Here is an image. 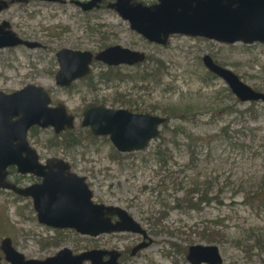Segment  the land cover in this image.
<instances>
[{
  "label": "rangeland",
  "instance_id": "374dc122",
  "mask_svg": "<svg viewBox=\"0 0 264 264\" xmlns=\"http://www.w3.org/2000/svg\"><path fill=\"white\" fill-rule=\"evenodd\" d=\"M90 15H84L73 6L57 4H49V10L39 9L36 19L33 20L20 13V18L15 24L27 26L24 32L31 33L32 41L41 43L44 48L0 51V90L13 92L26 83L49 87L55 100L66 103L74 113L97 97L113 102V97L124 90L131 92L134 99L145 101L148 114L166 117L165 109L168 114L170 109L186 111V121L170 120L171 128L182 123L183 125H180L184 129V132L178 135L176 144L172 143L174 136L169 138L168 146L175 160L173 169L180 173L179 179L184 181L185 190L191 189L195 181L213 179L215 188L210 194L219 196L218 200H214L210 206L204 205L203 210L198 212L175 208V192L171 185L167 193L168 198L163 197L165 193L159 197L158 190L152 191L157 189L161 175L157 176V168L149 163L147 155L160 143L159 140L155 139L147 151L137 157L139 159L134 156L125 158L121 165L111 163L112 147L109 143L101 141L95 143L84 140L82 145L73 149L49 147V156L66 158L76 163V170L88 176L96 201L126 209L151 231L155 243L149 250L144 251L143 257L136 260L135 264H190L186 258L187 253H177V248L174 247L175 245L178 249H188L187 235L180 232H176L174 236L157 235L153 232V227L148 221L149 215L151 212L155 214L154 210L163 209L168 212L164 225L174 231L189 233L190 228L196 224L219 219L220 225L227 227L225 229L228 242L219 245L225 264H264V254L256 252L249 255L243 250H237L233 244V241L239 238L247 241L251 228H264V217L260 218L245 204V198H250L259 189L264 190V148L261 147L264 141V104L258 103L256 108L259 114L256 120L245 115L250 103L241 102L225 81L211 75L203 62V58L210 55L219 65L236 73L245 84L264 93V45H227L183 35L171 36L167 46L148 45L129 30L127 22L112 13L92 12ZM97 23H104L107 28L100 30L101 33L92 31L97 28ZM63 27H70V33L62 32ZM46 29L49 30L45 31ZM111 33L117 35H109L111 39L108 40V45L121 44L146 52L165 63L162 85L155 88L154 83L141 82L135 78L134 83L130 81L109 88L107 84H101L99 87L103 92L100 94L90 91L86 82H77L70 90H63L56 85L54 73L59 68L56 53L60 49L97 51L102 43V34ZM54 34L58 37H53ZM149 65L152 68L160 67L156 62ZM94 69L95 76L101 71H106V68L98 66ZM141 70H144V67L138 71ZM122 71L136 75L133 72L136 71L135 68H125ZM112 83L114 82L110 81L108 84ZM151 105L158 108L149 111ZM81 120L82 117L76 119L77 128ZM245 127L250 130L245 131L243 135L240 131L245 130ZM161 131L163 132V128ZM53 134L49 129V139ZM195 140V147L198 145V160L196 167L189 170L185 167L191 158L189 145ZM185 168L186 173H183ZM164 199L171 203L169 208L163 206ZM9 207L2 204L0 206L4 221L14 222L16 224L12 225H17L24 234L34 236L28 243L31 246L26 250L29 255L39 258L47 256L49 253L42 251L37 242L40 236H46L44 232L37 227V223L21 220L14 206ZM26 215L30 218V214ZM70 237L75 239L72 235ZM192 237L195 244H207L196 235ZM72 240L68 242L70 248L81 247L78 242ZM22 243L19 242L20 246ZM103 244L107 245V242L104 241Z\"/></svg>",
  "mask_w": 264,
  "mask_h": 264
},
{
  "label": "water",
  "instance_id": "95a60500",
  "mask_svg": "<svg viewBox=\"0 0 264 264\" xmlns=\"http://www.w3.org/2000/svg\"><path fill=\"white\" fill-rule=\"evenodd\" d=\"M84 9L91 5H82ZM117 13L151 43L167 46L171 36L183 35L203 38L227 45L264 44V0H159L153 6H144L133 0H117L112 5ZM24 44L39 48L19 38L5 39L0 35V48ZM59 69L56 82L70 87L74 81L92 72L93 61L110 66L135 65L146 60V54L112 46L94 54L91 51L63 48L56 54ZM206 68L222 79L232 93L244 103L263 102L264 93L245 84L229 68L216 63L210 55L203 58ZM53 98L43 87L29 85L14 94L0 91V188L13 190L23 196H32L41 224L58 229H75L92 237L113 232H146L125 209L93 202V192L84 177L69 172L65 162L53 160L52 169L44 174V183L21 190L7 183V167L17 165L23 173L36 172L35 164L19 162L12 143L21 141L26 148L27 131L35 125L52 128L57 134L73 129L76 117L61 103L52 107ZM17 119V120H14ZM167 118L148 113H134L128 109H112L104 105H87L83 110L82 126L91 129L94 136L109 137L117 151L131 154L145 151L159 137ZM40 174L39 172H37ZM122 220L113 225L110 216ZM105 252L91 251L74 255L65 248L54 258L32 264H97L96 257ZM187 260L191 264H225L217 244H195L189 247Z\"/></svg>",
  "mask_w": 264,
  "mask_h": 264
},
{
  "label": "flooded vegetation",
  "instance_id": "af4514ba",
  "mask_svg": "<svg viewBox=\"0 0 264 264\" xmlns=\"http://www.w3.org/2000/svg\"><path fill=\"white\" fill-rule=\"evenodd\" d=\"M133 1L143 4L144 6H153L159 3V0H133ZM115 3H117V0H0V35L4 37L5 39L19 38L20 40H23L29 43H39L37 41H32L31 33L24 32V30L28 28L27 26L17 25L15 24V21L18 18H20V13L24 14L30 20L36 19L39 13V9L49 10V4L50 5L57 4V5H65V6L70 5V6H73L79 9V11L83 13L84 15H89V16H91L90 14L92 12H99V13L110 12L112 13V15L120 18L122 21L127 22L112 7V5H114ZM39 5L41 7H39ZM82 5H86V6L91 5V6L89 8L84 9ZM21 8L22 10H20ZM99 18L101 19V17ZM89 22H91V20ZM128 27H129V30L132 31V33H134L135 35H137L142 42H145L148 45L150 44L154 46H159L156 43H151L149 40L144 38L142 35L132 30L129 23H128ZM56 28L59 29V27H56ZM106 28H107L106 24L97 23V28H95L94 30L92 29V31L101 33L100 30L106 29ZM62 29H64V31ZM48 30L49 29H46L45 31H48ZM61 30L64 33H70L71 28L63 27L61 28ZM54 35H55L54 37H58L56 34ZM109 35L116 36L117 33H111L108 35L102 34V43L100 44L99 50L97 51L82 50V51H91L94 54H97L101 51L106 50L109 47L120 45L124 48H128L133 51L145 53L146 60L143 63H138L135 65L121 64L117 66H110L103 62L93 61L91 65L92 72L89 75L83 78H79L76 81H74L70 87H62L57 84L56 82L57 72H56L55 73L56 85L62 88L63 90H70L75 87V84H77V82L78 83L86 82V84L88 85L87 87L90 89V91H94L95 93L100 94L103 92L102 89H100L99 87V85L103 84L100 82L101 77L103 79H106L104 78V76L109 72L111 68L120 69L121 71L122 69H125V68H135L137 70L139 67L141 68L144 67L143 66L144 63L148 62V60L151 58V55H148L146 52L134 50L132 48L125 47L124 45H121V44L108 45L107 42L108 40L111 39ZM261 45H264V44H261ZM42 48H44L42 44L39 48H32L24 44H19L13 47L8 46L5 48H0V51L5 50L9 52H14L17 49L36 50V49H42ZM69 49H72V48H69ZM47 50H48L47 52L49 55V46H47ZM74 50H80V49H74ZM56 61H57V57H56ZM57 64L59 66L58 61H57ZM47 66H48L47 75L49 76V57H48ZM97 66L101 68H106V71H101L98 76H95L94 67H97ZM128 73L131 74L132 72H128ZM128 73H123V74H128ZM88 79H92L91 81L93 82V85L90 86L91 82ZM29 85L40 86V87H43L46 91L48 92L50 91L49 87H44L36 83H26L23 85L22 88L16 91H13V92H6L3 90H0V91L5 94H14L18 91L23 90L26 86H29ZM125 92H129V91L124 90V92H121L125 95L117 94V96L119 95L120 97L114 96L112 99L114 103L108 101L106 98L97 97L98 99L95 98L92 102L86 103L77 113H74L73 111H71L69 106L66 103L56 101L54 98V93L51 92L52 98H53V103L51 106L56 107L59 104L64 103L68 107L69 113L74 115L76 119L78 117L83 118V110L89 104H95L97 106L104 105L112 109H128L134 113H146V112L138 111V110L140 109V107L142 109H145V107H147V103L145 101H140L139 99H136L138 101V102L136 101L137 103L136 102L133 103V99L135 98L134 95L133 94L131 95L130 93H125ZM117 99H121V100H117ZM14 120H17V119H14ZM80 127H82L85 131L89 130L92 133L90 128L82 126V120L78 128ZM78 128L75 123V127L73 129H67L61 132L60 134H57L54 129L49 128V127L42 128L38 125L32 126L27 131V135H26V141L28 143V146H26V148L23 149L21 146V141L15 140L12 143V148L14 150L15 156L17 157V160L19 162H24L25 164H29V163L35 164L36 172L23 173L21 169L19 168V166L10 165L7 167L6 182L16 186L18 189H21V190L38 187L44 183V180H45L44 174H49L51 170H53L54 172H58L60 170L59 167H54L52 169L49 166L52 164V161L62 160L63 162L69 165V172L75 173L79 177H84L86 179V183L89 185V188L93 192V202L97 204H104V203H101L95 200V193L92 189V185L90 184L87 178L88 176L76 170L78 167L76 163L70 162L66 158L49 156V146H50L49 145V140H50L49 139V129H51V131L54 133L53 135H67V134L70 135L71 133L73 134L72 130H75ZM96 137L107 138V140H109V144L113 146L109 137H103V136H96ZM50 148L53 149L55 147L51 146ZM123 155H129V154H123ZM37 172H39L40 174H38ZM0 201H1L0 206L1 204L8 208H10L9 206H14L16 213L19 215V217H21V220L25 221L24 219H26V220H30V222L37 223V227H39V229L42 230L44 234L46 235V236H43V235L40 236L37 242L39 243V247L42 251L49 253L44 258H39L37 256L29 255V253L26 250L31 246L28 243L31 242L32 237L34 236H31V234H24L22 229L17 228V225L16 226L12 225L16 223L14 222L11 223V221H4V216L2 213H0V219H1L0 221V264H32L31 262L45 261L47 259L56 257L58 253L65 248L71 249L74 255H80V254L91 252V251L105 252V254L97 255L96 257L97 264H135L136 260L143 257L144 251L149 250L150 247H152L153 244L155 243L152 237L151 231L147 227L142 225L136 219L135 220L141 225L142 229L146 232L147 237L143 233H133V232H127V231L105 233L97 237H92L88 235H83L77 232L75 229H58V228H54V227L41 224L38 220L37 212L34 206V199L32 196L27 197V196L17 194L13 190L0 188ZM109 206H112V205H109ZM127 212L132 217H134L129 211ZM26 214H30V218ZM110 219L113 225L119 224L122 221L120 217L117 215L110 216ZM16 234L17 235L20 234V236L17 237ZM70 235H72L75 239L72 240ZM71 240L78 242L81 245V247L74 248V249L70 248L68 246V242ZM21 241L23 242L22 246H20L19 244V242ZM104 241L107 242V245L103 244ZM186 255H188V252ZM84 264H92V262L85 261Z\"/></svg>",
  "mask_w": 264,
  "mask_h": 264
},
{
  "label": "trees",
  "instance_id": "16d2710c",
  "mask_svg": "<svg viewBox=\"0 0 264 264\" xmlns=\"http://www.w3.org/2000/svg\"><path fill=\"white\" fill-rule=\"evenodd\" d=\"M62 30L64 31V29ZM54 36L55 35H53V37ZM153 62H156L158 65H160V67L152 68L149 64ZM143 66H144V70L138 71L139 69H141V67H139L138 70L134 71L136 74L135 76L131 75L130 73L123 74L120 69L111 68L109 72L104 76V78L106 79H103L101 77L100 82L103 84H107L106 86L110 87L113 85H120L122 83H129L130 81L134 83L135 78H136L137 80L141 82L154 83L155 88L162 85V79H163L162 70L163 71L166 70L165 63L162 60L155 59L154 57L151 56L148 62L144 63ZM213 77L218 78L215 75H213ZM88 80H90L91 82L90 86L93 85V82L91 81L92 79H88ZM110 81L114 83L108 84ZM132 88L135 89L134 86ZM128 93L131 94V92H128ZM118 94L125 95L123 93H118ZM117 100H121V99H117ZM136 101H137L136 99H133V103ZM247 103H250V105L248 107L249 109L247 108L248 111L245 115L256 120L259 114L256 107L259 102H247ZM145 108L148 110L147 107ZM149 108H150L149 111H155L156 110L155 108H158V107L151 105ZM146 109H142L140 107L138 111L146 112L147 111ZM164 113L166 114V118L168 120H167V123L163 125V132L161 131V134L156 139L157 141L159 140L160 143L156 147H153L151 151L149 152V154L147 155V159H149V163L152 166H155L157 168L155 171L157 176L161 175L160 181L158 182L159 187L157 185V189H154L152 191L154 192L158 190L159 197H161L162 194L165 193L163 197L168 198L167 193L170 190L169 188L171 185L174 188V192H175L174 200H173L176 203L175 208L183 209L186 212L201 211L203 210L204 205L210 206L214 200H218L217 198L219 196L210 194V192L212 193V190L215 188V182L213 179H205L204 181H195L191 189L185 190L184 181L179 179L180 173H178V170L173 169L175 166V163L173 162H175V160H174V156L171 153V149L169 148L168 144L170 143L169 138L171 135L175 137V139L173 140L174 142L172 143L176 144L178 135L184 132V129L180 125L182 123H180L176 127L171 128L170 120L179 119V120L186 121L187 119L186 115L188 113L186 111H175L173 109L169 110V114L168 112L166 113V109H165ZM195 120L196 119H194V121ZM249 130H250L249 128L245 127V130L240 131V132L243 135H245V131L248 132ZM72 132L73 134L71 133L70 135L68 134L67 135H53V137L50 138L49 140V145H50L49 147L54 146V147H59V148H64V149H73L79 145H82L84 140H89L95 143L100 142V141L109 143V140H107V138L96 137L89 130L85 131L82 127L72 130ZM195 142L196 140L191 145H189L191 158H190L188 165L185 166L186 168H189V170H192L196 167V161L198 160L197 159L198 145L195 147V144H196ZM111 147H112L111 150L113 154L112 153L110 154V158H111L110 160H111V163L117 164V165H121L125 158H129L132 156L136 158L139 157L141 154L146 152L148 149L147 148L143 152L123 155L119 153L112 145ZM261 147L264 148V141L262 142ZM145 159L146 158H143V160ZM186 168L185 170H183V173H186V170H187ZM160 188H164V189L161 190ZM180 193L182 194L180 195ZM169 203L164 199L163 206L166 208H169L170 206ZM245 204L249 206L252 211H255L259 215L260 218H263L264 217V190L259 189V191L251 195L250 198H245ZM154 212L155 214L154 213L152 214V212L150 213L149 219H148L151 226L153 227V232L157 235L166 234V235L174 236L176 232H180L182 235H187L186 242L188 243L187 244L188 249L190 246L195 244V241L192 235H196L201 241H204L207 244L225 245L228 242V239L226 238L227 234H226V229H225L227 227L220 225L219 219L214 220V221H208L205 223L203 222L202 224H196L193 228H190V231L188 233L182 230L174 231V230H171L166 225H164V220L168 217V212L166 209L165 210L163 209L160 211L154 210ZM239 239H236L233 241V244L237 248V250H243L244 252L249 253V255H252L256 252H258V254L260 255L264 254V228H254L253 227L250 229V236L248 237L247 241H243ZM249 242H252V243H249ZM174 247L177 248L176 250L177 253H182V251H184V253L188 252L187 247H185L184 250H183L184 247H182L181 249H178V247H176L175 245ZM262 261L264 263V260Z\"/></svg>",
  "mask_w": 264,
  "mask_h": 264
}]
</instances>
